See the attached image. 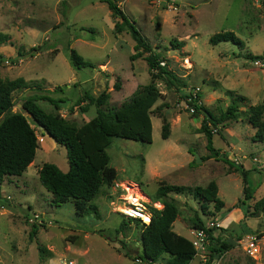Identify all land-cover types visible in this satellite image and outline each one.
<instances>
[{
  "label": "rangeland",
  "instance_id": "1",
  "mask_svg": "<svg viewBox=\"0 0 264 264\" xmlns=\"http://www.w3.org/2000/svg\"><path fill=\"white\" fill-rule=\"evenodd\" d=\"M106 1L118 5L153 48H167L161 51L166 67L186 88L155 82L161 98L153 107L151 144L111 139L107 154L117 179L111 187L103 186L92 200L98 216L78 217L72 201L52 204L51 195L40 185L38 171L44 163H51L66 173V149L35 128L38 149L31 166L0 186V264H56L60 257L72 258L77 264L136 263L141 255L140 223H128L123 214L132 205L126 199L127 189L153 212L163 208L153 200L162 181L191 189L212 181L217 185V198L224 206L217 213L210 204L206 211L214 216L203 214L199 202L188 193L169 195L179 209L174 232L191 239L188 221L195 212L205 226L216 224L214 237L225 230L223 235L232 248L211 264H264V214L253 209L264 198V143L252 141L255 130L246 120L228 121L219 127V134L213 131L212 148L219 156L208 158L207 139L199 132L203 116L194 117L185 102L188 92L199 89L200 103L217 115L232 102L228 92L246 98V103H239L240 110L264 101V59L256 65L245 57L264 51V0H0V33L11 39L0 46V76L33 83L14 92L11 112H20L30 121L19 105L27 98L45 96L60 106L63 118L80 126L96 113L95 106L83 112L86 104L78 101L84 93L94 98L108 93L103 107L108 110L120 105L134 81L136 85L150 83L146 62L128 58L133 54L130 34L120 39L122 48L116 41ZM220 32H233L244 48L230 42L209 44V38ZM172 40L185 45L179 51L170 50ZM69 48L94 69L72 68ZM18 49L25 54L12 63ZM107 65L113 71L106 70ZM116 81L121 91L113 88ZM37 104L48 113L55 111L48 100L39 99ZM66 108H76V114ZM156 108L162 109L169 124L167 139L161 137L162 121ZM234 157L240 165L233 163ZM245 186L253 192L249 201L243 197ZM33 225L37 233L30 237ZM247 237L258 240L254 256L246 250ZM208 255L204 263L198 256L191 264H205ZM166 258L157 264H164Z\"/></svg>",
  "mask_w": 264,
  "mask_h": 264
},
{
  "label": "trees",
  "instance_id": "2",
  "mask_svg": "<svg viewBox=\"0 0 264 264\" xmlns=\"http://www.w3.org/2000/svg\"><path fill=\"white\" fill-rule=\"evenodd\" d=\"M105 3H107L114 19V34L129 33L134 42V51L129 56V60L132 62L136 59H143L150 75V83L138 85L132 95L119 106L104 110L103 107L110 98L108 93L102 92L96 98L84 93L78 101L79 104L87 102L86 109L82 108L83 112L87 111V107L95 106L96 113L91 120L77 126L60 115L61 108L55 101L45 96L30 97L20 104V110L29 116L30 122L22 113H12L11 111L14 107V92L31 87L32 81H25L21 77L13 80L3 79L0 76V186L9 177L22 176L34 161L38 149L35 128L43 129L56 144L65 147L69 170L63 173L55 165L44 163L38 171L40 185L51 195L52 204L58 206L72 201L75 214L78 217L90 214L98 216L96 206L91 204L92 200L99 194L103 186L111 187L117 179V172L109 165L110 158L107 154L111 139L120 138L151 144L153 107L161 98L155 82L162 80L167 87H174L179 90L186 88V84L166 67L167 60L161 51L164 52L167 48L161 49L160 46L153 48L141 32L135 28L134 23L128 20L118 5L110 1ZM9 41V35L0 33V46L6 45ZM208 42L213 46L230 42L240 49L244 48V43L233 32L216 33L209 38ZM184 45V41L172 40L169 42L170 50L179 51ZM32 51L34 49H30L29 52ZM68 51L69 63L72 68L76 70L94 69V65L84 61L75 50L69 48ZM24 54L21 49H18V58L12 63H16ZM245 57L251 61L264 59V51L259 56L247 54ZM1 59L3 56L0 54ZM113 88L116 91L120 90L117 81ZM228 94L232 97L231 104L227 106L225 111H220L217 115L198 103L201 100V95L198 93L196 98L188 103L194 108V117L203 116L199 132L204 134L207 139L206 147L210 151L208 158L219 156V152L212 148L213 131L215 130L219 134V127H224L228 121L237 122L240 118L246 120L255 130L252 141L264 143V101L261 104L240 110L239 103H246V98L234 96L231 92ZM186 98L187 96H185ZM39 99L48 100L53 104L55 111L49 113L44 111L37 104ZM59 102L62 103L61 100ZM155 111L157 117L162 121L161 137L167 139L169 124L161 108H156ZM243 179L246 184L244 172ZM186 193L199 202L201 211L205 215L214 216V214H208L206 211L210 204H213L217 213L224 206L223 202L217 198L218 188L213 181L206 187L197 186L193 189L160 182L153 200L160 203L163 208L161 210L152 209V218L148 225H140L138 222L141 255L136 259L141 261L140 264H157L163 256L167 257L164 264H191L195 259L196 252L189 240L173 231V223L179 215V209L175 200L169 198V195ZM252 194L250 188L245 186L243 190L244 199L251 200ZM253 209L254 213L264 214V198L257 201ZM127 222L137 223L131 218H127ZM188 222L190 230L205 228L204 222L196 212ZM214 229L206 230L210 242L213 243L207 248L209 255L205 264H211L232 248L228 238L223 235L225 230L220 229L219 234L214 237ZM36 233V226L33 225L30 237L35 236ZM133 264L136 263L133 262Z\"/></svg>",
  "mask_w": 264,
  "mask_h": 264
},
{
  "label": "built area",
  "instance_id": "3",
  "mask_svg": "<svg viewBox=\"0 0 264 264\" xmlns=\"http://www.w3.org/2000/svg\"><path fill=\"white\" fill-rule=\"evenodd\" d=\"M262 61L263 59L253 60V62H255L256 65H261V63H263ZM198 91L199 89H196V90L188 92L186 95L187 96V98L185 99V102L187 104L186 108L189 109V111L192 114L194 113V108L191 107L188 103L191 102V100L196 98V94ZM198 103L200 104V101ZM233 163L238 166L240 165L241 161L238 158L234 157ZM123 214L127 215L128 218H131V219L136 220L137 222H140L141 225H148L152 218V212L148 211L145 204H142L140 202L127 206L126 209L123 210ZM215 226L216 224L210 222L207 226H205L204 229L190 230V234L192 237L191 239H188V240L196 252L195 260L197 259L198 256H201L202 260L200 261L203 263L205 262L206 258L204 259V257H205V254H207V248L210 245V239H209V236L206 230L212 229ZM246 250L250 256H254L258 253L259 247H258V240L256 237H247ZM136 263L140 264L141 261L139 259H136ZM56 264H77V262L74 259L69 258V257L68 258L60 257L56 260Z\"/></svg>",
  "mask_w": 264,
  "mask_h": 264
},
{
  "label": "crops",
  "instance_id": "4",
  "mask_svg": "<svg viewBox=\"0 0 264 264\" xmlns=\"http://www.w3.org/2000/svg\"><path fill=\"white\" fill-rule=\"evenodd\" d=\"M121 9V8H120ZM108 12H110V10L108 11ZM124 13V12H123ZM125 14V13H124ZM126 15V14H125ZM112 16V15H111ZM111 27H112V30L114 29V19L112 18V25H111ZM114 33V32H113ZM125 35H126V37H127V33L126 32H123V33H121V34H117V35H115V39H116V41L118 42V44H120L121 42H120V39H122V38H124L125 37ZM10 41H11V39H10ZM133 41V40H132ZM124 44H126V39H125V42H124ZM123 44H120V48H122L121 46H122ZM131 46H132V48H131V50H132V53H133V47H134V42L133 43H131L130 44ZM58 51V50H57ZM16 55H17V53H16ZM131 55V54H130ZM129 55V56H130ZM107 58H108V56H107ZM129 58V57H128ZM106 70H112V68H110L109 67V65H107V67L105 68ZM113 71V70H112ZM11 80H13V79H11ZM91 80H93V78H91L90 79V81ZM134 80H135V78H134ZM26 81V80H25ZM127 80H126V77L124 78V83L126 82ZM101 83V82H100ZM123 83V84H124ZM124 86H125V84H124ZM137 86L138 85H136V82L134 81V83H133V86H132V89H130V91L128 90V95H124V96H122L121 98L123 99V101H125V100H127L131 95H132V93L135 91V89L137 88ZM124 88V87H123ZM121 89H122V87H120V91H121ZM125 96H127L128 98H126ZM122 101V102H123ZM121 102V103H122ZM120 103V104H121ZM83 104H86V103H83ZM82 105V104H81ZM20 106V105H19ZM72 108H66L65 110H68V112L69 113H73L74 115L76 114L75 112H76V108H75V111H74V108H73V111H70ZM37 139H38V137H37ZM42 139V138H41ZM229 146V145H228ZM230 147V146H229ZM32 164V163H31ZM31 164L29 165V166H31ZM225 220V221H224ZM221 223L222 222H224V224L226 223H228V219H221V221H220ZM222 225V224H221ZM176 233V232H175ZM176 234H178V233H176ZM179 235V234H178Z\"/></svg>",
  "mask_w": 264,
  "mask_h": 264
},
{
  "label": "bare ground",
  "instance_id": "5",
  "mask_svg": "<svg viewBox=\"0 0 264 264\" xmlns=\"http://www.w3.org/2000/svg\"><path fill=\"white\" fill-rule=\"evenodd\" d=\"M125 188L127 189V187H125ZM140 198H141L140 196H137V199H134V196H133V190H129V189H127L126 199H127L131 204L138 203Z\"/></svg>",
  "mask_w": 264,
  "mask_h": 264
},
{
  "label": "water",
  "instance_id": "6",
  "mask_svg": "<svg viewBox=\"0 0 264 264\" xmlns=\"http://www.w3.org/2000/svg\"><path fill=\"white\" fill-rule=\"evenodd\" d=\"M41 133H45V131L43 129H40ZM46 134V133H45Z\"/></svg>",
  "mask_w": 264,
  "mask_h": 264
}]
</instances>
